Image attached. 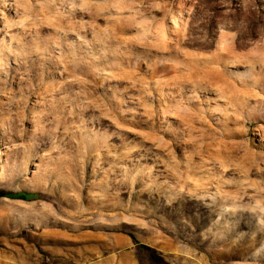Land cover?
I'll return each mask as SVG.
<instances>
[{
	"label": "rangeland",
	"instance_id": "374dc122",
	"mask_svg": "<svg viewBox=\"0 0 264 264\" xmlns=\"http://www.w3.org/2000/svg\"><path fill=\"white\" fill-rule=\"evenodd\" d=\"M202 1L0 0V264H264V0Z\"/></svg>",
	"mask_w": 264,
	"mask_h": 264
},
{
	"label": "bare ground",
	"instance_id": "6f19581e",
	"mask_svg": "<svg viewBox=\"0 0 264 264\" xmlns=\"http://www.w3.org/2000/svg\"><path fill=\"white\" fill-rule=\"evenodd\" d=\"M202 1V0H201ZM203 2V1H202ZM202 6V5H201ZM191 7H193V9H194V12H193V14L191 15L192 17H195V16H198V14H200V13H203L204 12V10H208V9H211L212 7L209 5V4H207L206 6H202V7H199V5H195L194 3H192V5H191ZM165 9V8H164ZM190 9H192V8H190ZM161 11V10H160ZM159 11V12H160ZM182 11V10H181ZM161 12H163V13H165V10H163V11H161ZM149 13V12H148ZM207 13V12H206ZM147 14V13H146ZM217 13H213V14H208V18H209V21H206V22H204L203 23V25L205 24V25H211V23L212 22H215V20H216V17H217ZM190 16V15H189ZM190 16V17H191ZM193 19V18H192ZM175 21H176V19H175ZM153 23V22H152ZM157 24H159V26H157ZM176 24H177V21H176ZM152 25L153 24H146L145 26H143L142 28L143 29H145L146 30V32H147V34L148 35H146V38L147 39H149V40H153V38L154 37H160L161 38V41H162V46H163V48L164 49H166V50H173V44L170 42V40H168V33H167V30L168 29H166V25L165 24H163L162 22H161V24L160 23H156L155 24V27L153 28L152 27ZM184 29V30H187V31H189V33L190 34H193V33H195L196 31L194 30V28L192 27V26H189V27H187L186 26V24H184L183 23V27H181V29ZM178 31V30H177ZM180 31V30H179ZM182 42V41H181ZM183 43L185 44V45H189V46H192V45H201V44H205L206 42H199L196 38H189L187 41L185 40V41H183ZM179 43H177V45H178ZM153 46V45H152ZM176 46V45H175ZM174 46V47H175ZM179 46V45H178ZM176 50V49H175ZM174 51V50H173ZM167 52V51H166ZM172 51H170V52H167L168 53V55L170 54H172L171 53ZM165 53V52H164ZM121 55H124L123 53H121ZM53 56V55H52ZM111 58H113V59H120V60H124V58H125V56H122V57H120V56H115V57H111ZM192 58H190V59H188L187 61H185V63H184V65H182V68H177V67H174L173 65H168L166 68H165V70H167L168 72H171V71H174L175 70V72L177 73V71H180V73L177 75V77L178 78H185L186 79V82H188L189 83V85L191 86L190 88H192V87H195L196 85H197V80H195L196 78H203L204 79V77H205V79H206V77L208 78H210V76H208L209 74L206 72V69H205V71L203 70H201V71H199L198 70V66L196 65V64H193L194 62H192V60H191ZM189 60H190V62H189ZM213 61L214 62H216V64H219V60L218 59H213ZM120 65V64H119ZM138 65H139V67H141V68H145V67H147L148 65H150L149 63H145L143 60H138ZM152 66V65H151ZM204 66V65H203ZM219 66V65H218ZM198 67V68H197ZM213 67V66H212ZM55 68V67H54ZM211 68V67H210ZM146 69H148V67L146 68ZM145 70V69H144ZM210 70V69H209ZM152 71H153V73H156V68H154V69H152ZM218 71V70H217ZM174 72V73H175ZM207 73L208 75L206 76V74H203V73ZM210 72H213L212 71V69L210 70ZM209 72V73H210ZM218 73V72H217ZM204 75V77L203 76H200V75ZM212 74V73H211ZM210 74V75H211ZM213 74H214V72H213ZM175 75V74H174ZM213 77L215 76V74L214 75H212ZM211 76V77H212ZM220 76V75H219ZM174 78H175V76H173ZM215 77H217V76H215ZM204 79V80H205ZM216 79V78H215ZM142 80H145V79H142ZM179 80V79H178ZM183 80V79H182ZM210 80V79H209ZM216 80H218V79H216ZM185 81V80H184ZM212 81H213V79H212ZM182 82V81H181ZM179 83H180V81H179ZM178 83V84H179ZM183 83V82H182ZM185 83V82H184ZM150 84V83H149ZM213 84V83H212ZM177 85V84H176ZM187 86V85H186ZM180 87L181 86H179V89H180ZM28 88V87H27ZM179 89H175V90H178V91H180ZM36 91V90H35ZM179 93V92H178ZM180 96H182L183 98H186V100H191V98H188V97H186L185 95H184V93L183 92H181V94H180ZM184 100V99H183ZM195 111V110H194ZM180 114H183V113H179V115ZM181 116V115H180ZM198 116L196 115L195 117H192V119H193V121H194V119L195 118H197ZM200 118H202L201 116H200ZM187 119V118H186ZM185 119V120H186ZM237 121H238V119H237Z\"/></svg>",
	"mask_w": 264,
	"mask_h": 264
},
{
	"label": "trees",
	"instance_id": "16d2710c",
	"mask_svg": "<svg viewBox=\"0 0 264 264\" xmlns=\"http://www.w3.org/2000/svg\"><path fill=\"white\" fill-rule=\"evenodd\" d=\"M35 196H36L35 194L28 193V192L14 193V192L0 191V200L2 198L30 200L34 198Z\"/></svg>",
	"mask_w": 264,
	"mask_h": 264
}]
</instances>
